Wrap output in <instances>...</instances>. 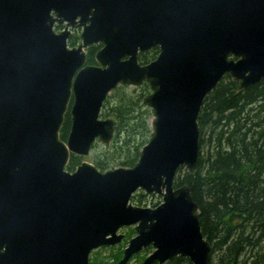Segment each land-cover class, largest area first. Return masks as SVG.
Masks as SVG:
<instances>
[{
	"label": "water",
	"instance_id": "1",
	"mask_svg": "<svg viewBox=\"0 0 264 264\" xmlns=\"http://www.w3.org/2000/svg\"><path fill=\"white\" fill-rule=\"evenodd\" d=\"M68 27H81L75 46ZM226 74L239 90L264 77V0H0V264H89L132 225L115 264L147 247L139 264H208L197 203L174 178L196 170L197 117ZM142 82L151 132L134 165L100 170L84 159L66 169L71 154L112 140L115 122L100 115L107 95ZM138 190L161 202L131 203Z\"/></svg>",
	"mask_w": 264,
	"mask_h": 264
},
{
	"label": "trees",
	"instance_id": "2",
	"mask_svg": "<svg viewBox=\"0 0 264 264\" xmlns=\"http://www.w3.org/2000/svg\"><path fill=\"white\" fill-rule=\"evenodd\" d=\"M96 48L88 47V64L94 63ZM157 52L154 47L140 53L138 60L148 62ZM149 91L147 82H142L135 87L118 85L107 95L100 115L114 120L113 137L108 144L94 142L88 155L98 169L129 167L137 161L151 132V110L142 103ZM70 121L67 111L60 130L63 140ZM197 124V168L193 172L179 168L174 186L186 184L197 203L201 231L210 244L208 264H264V77L239 90L238 82L224 75L205 96ZM82 159L71 154L66 169L73 170ZM152 195L137 191L130 202L155 206L160 200L148 199ZM133 233V228L125 229L121 243L110 253L111 262L95 254L89 264H114ZM143 257L139 253L132 258ZM163 264L191 262L174 256Z\"/></svg>",
	"mask_w": 264,
	"mask_h": 264
},
{
	"label": "rangeland",
	"instance_id": "3",
	"mask_svg": "<svg viewBox=\"0 0 264 264\" xmlns=\"http://www.w3.org/2000/svg\"><path fill=\"white\" fill-rule=\"evenodd\" d=\"M130 87H133V86H130ZM83 159L90 161L89 156L88 157H84ZM148 199L153 200L154 202H157L158 200L161 201L162 198H161L160 195L153 194L152 196L148 197ZM139 206H149V205L143 204V205H139ZM128 227L133 228L134 226L132 225V226H128ZM128 227L121 228L119 230V232H122L124 234L125 233V229L128 228ZM134 235H135V232L131 235V237H133ZM116 246H115V248L113 247V249H111L109 247H102V248H98L96 250H93V251L90 252L89 258L92 255L96 254V256L100 257L101 259H103L104 262H108L109 263V262H111V259H112V257L110 256V253L116 251V249H117ZM152 250H153V248H147V250L140 252V254H141V256H146L148 253H151ZM139 262L140 261H138L137 259L132 258L127 264H139Z\"/></svg>",
	"mask_w": 264,
	"mask_h": 264
},
{
	"label": "flooded vegetation",
	"instance_id": "4",
	"mask_svg": "<svg viewBox=\"0 0 264 264\" xmlns=\"http://www.w3.org/2000/svg\"><path fill=\"white\" fill-rule=\"evenodd\" d=\"M65 27H66V22L65 21H63L62 23H58V22H55L54 23V25H53V29L56 31V32H60V31H62V30H64L65 29ZM68 30H69V32H70V35L68 36V38H67V43H68V45L69 46H75V45H77L78 43H79V41H80V37H79V35H80V32H81V27H68L67 28ZM70 41H74V44H72ZM97 47L96 48V50L100 47V45L99 44H97V45H90V46H88V47ZM88 47L85 49L86 50V53H87V49H88ZM157 47V46H156ZM152 48H154V47H152ZM152 48H150V49H152ZM150 49H148V50H150ZM95 50V51H96ZM147 50V51H148ZM147 51H145V52H147ZM95 53V52H94ZM142 53H144V52H142ZM140 54V53H139ZM138 54V55H139ZM156 57V56H155ZM152 60V59H151ZM150 60V61H151ZM149 62V61H148ZM141 63V62H140ZM144 63H147V62H144ZM149 207H153V206H150L149 205ZM128 227V226H127ZM124 228V227H123ZM133 230H134V227H133ZM148 248H150V247H148ZM149 254V253H148ZM147 254V255H148ZM146 255V256H147ZM146 256H144V257H146ZM121 258V257H120ZM119 258V259H120ZM118 259V260H119ZM117 260V261H118ZM116 263V262H115ZM114 263V264H115Z\"/></svg>",
	"mask_w": 264,
	"mask_h": 264
}]
</instances>
